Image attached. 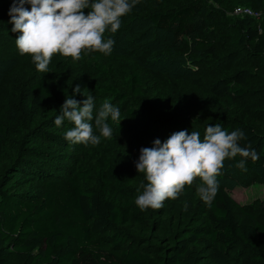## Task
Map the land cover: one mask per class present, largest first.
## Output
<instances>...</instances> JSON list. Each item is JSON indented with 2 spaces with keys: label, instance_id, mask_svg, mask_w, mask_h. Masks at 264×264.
Here are the masks:
<instances>
[{
  "label": "trees",
  "instance_id": "obj_1",
  "mask_svg": "<svg viewBox=\"0 0 264 264\" xmlns=\"http://www.w3.org/2000/svg\"><path fill=\"white\" fill-rule=\"evenodd\" d=\"M209 1L220 6L226 0ZM262 3L263 0H256L259 7ZM240 6L250 7L251 1L242 0ZM202 9L200 2H193L175 10L151 12L147 19L153 27L169 34L164 47L172 49L181 39L194 35L193 21ZM250 20L241 21V42L257 41L249 51V57L254 58L264 54V31H261L264 23L252 27ZM109 32H105V40ZM205 35L208 37L209 33ZM207 51L209 54L204 56L214 54L210 43ZM90 60L103 74L112 73L110 66L101 64L95 57ZM141 80L134 74L124 78L123 85L138 96ZM245 87V73L237 71L210 84L208 93L215 102L224 101L237 107L243 118L248 119L251 108ZM15 89L17 98H9L0 108V264H100L101 257L109 264H153V260L157 264H232L231 253L236 246L249 253L248 264H264V222L221 187L210 206L198 202L186 225H176L171 230L158 227L162 236L147 229L136 242H127L118 234H111L117 227L137 220L138 214L124 197L123 178L116 176L105 158L99 159L95 167L102 183L99 191L82 187L83 182L90 180L89 172L84 169L75 168L63 174L61 169L51 173V168L43 167L48 163L44 156L49 153L42 146L45 144L59 152L57 138H63L72 127L67 126L70 122L66 119L60 127L54 124L60 115L56 109L69 98L70 81L57 79L47 84L37 81ZM98 91L113 96L117 103L130 102L131 96L134 97L111 86ZM153 91L162 107L165 101L162 93L156 88ZM140 106L147 112L140 121L143 124L138 135L141 144L146 146L147 140L149 143L155 139L166 140L169 135L157 132L162 122L145 102ZM124 111L130 117L126 121L129 126L125 128L121 123L120 133L133 131L136 126L132 121L139 117L131 108ZM149 124H155L158 130H150L146 126ZM171 126L177 131L181 129L179 122ZM222 129L244 131L247 139L240 142L241 146L250 143L259 154V159L247 160V171L263 172L264 176V133L230 121L224 122ZM198 132L203 140L202 133ZM240 159L237 156L225 159L224 163L236 165ZM155 219L154 227L162 217Z\"/></svg>",
  "mask_w": 264,
  "mask_h": 264
},
{
  "label": "rangeland",
  "instance_id": "obj_2",
  "mask_svg": "<svg viewBox=\"0 0 264 264\" xmlns=\"http://www.w3.org/2000/svg\"><path fill=\"white\" fill-rule=\"evenodd\" d=\"M241 1L226 0L222 5L215 6L209 0H140L129 14L121 18L119 30L114 34L109 32L108 38L115 41L111 54L104 55L86 50L81 53L78 61L55 54L48 65V71L40 72L32 62L31 56L20 55L16 47L15 39L19 33L11 31L13 25L9 23L8 15L12 0H0V108L7 104L9 98H17L15 88L18 85L33 84L37 81L47 84L57 79H68L69 98L82 102L86 96L91 95L94 97L95 109L108 101L120 110V116L129 108L139 115L132 121L136 128L122 133L119 132L120 124L129 126L126 121L130 120V117L124 115L125 118L123 116L120 124L109 118L108 123L113 134L110 138L101 137V142L95 146L71 144L64 137L57 138L59 152L50 150L45 144L42 146L43 150L49 153L44 156L48 159L44 169L51 168V173L61 169L63 174L75 168L88 171L90 180L82 183V187L87 191H99L102 186L95 172L97 161L101 158L106 159L117 177L123 178L124 197L136 208L138 218L127 225L117 227L111 234H118L128 240L127 242H136L147 229L156 232V236H162L163 233L158 231V227H161V230H171L173 226L186 225L195 206L202 201L196 191L200 183L197 178L192 185L184 188L177 199L166 200L161 209L149 208L141 211L135 205L136 197L143 191L140 185L147 183L144 174L137 173L135 163L138 161L140 149L153 146L154 142L149 143L147 140V145L143 146L138 137L143 125L140 121L147 113L140 106L142 101L163 124L162 128L156 127L155 124L146 126L155 131L159 128L157 132L166 136L177 132L171 126L176 122L181 123L179 131L188 130L189 134L192 130L200 131L202 137L207 126L219 124L222 127L227 121L248 125L255 131L264 133V54L250 58L249 51L254 49L257 41L241 42L243 18L233 14L234 8L239 6ZM250 1V8L259 13L258 17H251L250 20L251 26L257 27L259 23H264V0L260 7L256 0ZM193 2L203 5L201 13L193 21L194 35L181 39L172 49H165L164 42L169 34L153 27L147 17L154 11L175 10ZM25 7L30 10V5ZM87 11L85 9V14ZM206 32L209 33L208 37ZM208 43L213 46L214 54L204 56L209 54ZM91 57L110 66L112 73L103 74L98 71L91 64ZM237 71H243L246 76L245 90L251 108V117L248 119L243 118L237 107L224 101L215 102L208 93L210 84ZM134 74L142 78L139 85L141 93L138 96H134L123 85L124 78ZM77 86L81 92L74 94ZM106 86H111L123 94L130 93L134 97L131 96L130 102L117 103L113 96L98 91V88ZM154 88L164 97L162 107L154 97ZM80 106H83L82 103ZM56 110L60 111V108ZM23 121L24 118H21V122ZM91 123L94 134L99 135L94 120ZM67 126L74 125L70 122ZM13 140L18 141L17 138ZM217 180L219 187L226 190L258 220L264 222L263 172L242 171L235 167V164L224 163L222 174ZM157 216L162 219L154 227ZM249 256L246 250L236 246L231 253V263L248 264L246 261ZM152 263L157 264L154 260ZM100 264L109 263L101 257Z\"/></svg>",
  "mask_w": 264,
  "mask_h": 264
},
{
  "label": "clouds",
  "instance_id": "obj_3",
  "mask_svg": "<svg viewBox=\"0 0 264 264\" xmlns=\"http://www.w3.org/2000/svg\"><path fill=\"white\" fill-rule=\"evenodd\" d=\"M139 3L140 0H12L8 15L11 31L19 33L15 39L19 54L31 56L36 69L47 72L55 54L74 61L80 60L86 50L111 54L115 41L105 40V32L116 33L121 18ZM25 5H30V10ZM80 92L77 86L74 94ZM86 97L82 102L66 98L54 124L60 127L66 119L74 125L64 133L66 141L95 146L101 137L112 136L108 120L120 124V110L108 101L95 109L94 97ZM93 120L99 135L94 134ZM246 139L244 131L228 132L219 124L207 126L203 140L195 130L190 134L188 130L173 132L163 142L155 139L153 147L140 149L135 163L137 173H143L147 181L140 185L143 191L135 205L141 211L161 209L166 200L177 199L186 186L199 178L197 194L210 206L218 193L217 177L222 174L225 159L240 156L235 167L242 171H247L249 158L259 159L250 143L241 146Z\"/></svg>",
  "mask_w": 264,
  "mask_h": 264
},
{
  "label": "built area",
  "instance_id": "obj_4",
  "mask_svg": "<svg viewBox=\"0 0 264 264\" xmlns=\"http://www.w3.org/2000/svg\"><path fill=\"white\" fill-rule=\"evenodd\" d=\"M233 14L242 18L258 17L259 13L254 12L250 7L236 6L233 10Z\"/></svg>",
  "mask_w": 264,
  "mask_h": 264
}]
</instances>
